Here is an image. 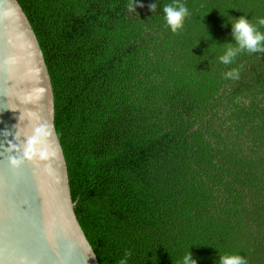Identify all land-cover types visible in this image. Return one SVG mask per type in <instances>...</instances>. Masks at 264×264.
<instances>
[{"label":"trees","instance_id":"trees-1","mask_svg":"<svg viewBox=\"0 0 264 264\" xmlns=\"http://www.w3.org/2000/svg\"><path fill=\"white\" fill-rule=\"evenodd\" d=\"M42 52L73 212L98 264H264V52L218 59L264 0H16ZM157 4L154 12L151 4ZM239 69L238 79L224 73Z\"/></svg>","mask_w":264,"mask_h":264},{"label":"water","instance_id":"water-1","mask_svg":"<svg viewBox=\"0 0 264 264\" xmlns=\"http://www.w3.org/2000/svg\"><path fill=\"white\" fill-rule=\"evenodd\" d=\"M53 114L35 35L16 0H0V264H98L73 212Z\"/></svg>","mask_w":264,"mask_h":264},{"label":"clouds","instance_id":"clouds-1","mask_svg":"<svg viewBox=\"0 0 264 264\" xmlns=\"http://www.w3.org/2000/svg\"><path fill=\"white\" fill-rule=\"evenodd\" d=\"M137 5L134 0L127 5L128 11L135 12ZM157 8V4L153 3L149 6V10L154 12ZM163 14L166 26L173 32L177 33L183 28L185 18L189 15L188 8L180 0H173V3L163 6ZM234 23L231 24V37L235 41L234 44L226 43L225 49L222 55L218 57L219 61L224 65L232 64L238 54L241 52L256 53L264 52V32H261L256 24L250 22L245 16L233 19ZM257 23L260 26H264V18L258 19ZM225 79H238L239 69L233 68L224 73ZM41 130H38V134ZM38 143L36 138L30 139L24 149V156L31 160L37 155V150L34 149V145ZM41 158L44 157V152H39ZM12 165H17L20 161L16 158L10 157ZM130 251H125L124 257L119 261V264H127L128 257H130ZM182 264H196V261L192 258V254L187 252L183 259ZM218 264H247V260L240 255L224 254L219 256Z\"/></svg>","mask_w":264,"mask_h":264}]
</instances>
